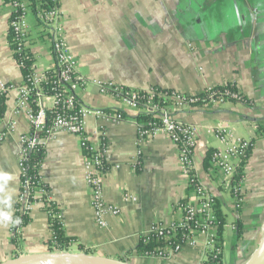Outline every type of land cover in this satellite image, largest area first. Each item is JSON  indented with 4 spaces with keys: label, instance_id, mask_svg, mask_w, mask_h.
I'll return each mask as SVG.
<instances>
[{
    "label": "crops",
    "instance_id": "0c3cea01",
    "mask_svg": "<svg viewBox=\"0 0 264 264\" xmlns=\"http://www.w3.org/2000/svg\"><path fill=\"white\" fill-rule=\"evenodd\" d=\"M59 2L68 45L81 71L92 80L80 93L85 105L111 110L119 107L111 95L98 90L96 80L133 89L159 87L189 93L233 84L244 97L185 107L177 115L201 126L204 133L209 127L228 126L253 143L244 169L245 203L238 213L230 190L206 170L202 145L220 143L204 136L195 160L197 177L214 192L225 216L224 264H246L264 235V0ZM11 13V7L0 0V76L7 82L21 83L24 73L9 33ZM32 25L34 65L51 67L55 61L48 36L39 33L34 21ZM17 99L18 93L10 92L5 112L0 114V129L11 119L17 121V130L0 144V262L53 251L49 216L41 205L30 213L18 238L12 232L20 188L19 136L29 129L26 116L15 113ZM124 113L125 118L119 121L95 117L87 121L88 132L96 136L103 130L110 147L104 197L120 206L122 214L110 216L109 227L95 222L78 136L60 132L46 146L41 175L63 211L65 235L74 237L77 250L88 249L91 254L131 264L203 263L207 259V233L199 236L197 247L167 259L144 256L139 250L153 223L168 225L177 217L176 204L188 193V179L180 173L176 143L162 133L144 144L138 170L137 119L131 109ZM126 192L136 195L138 201L126 202Z\"/></svg>",
    "mask_w": 264,
    "mask_h": 264
},
{
    "label": "built area",
    "instance_id": "2783aa9c",
    "mask_svg": "<svg viewBox=\"0 0 264 264\" xmlns=\"http://www.w3.org/2000/svg\"><path fill=\"white\" fill-rule=\"evenodd\" d=\"M5 3L12 9L9 33L14 56L22 70L28 69L21 83L7 82L0 76V105L10 92L16 91L15 113L25 115L29 124V129L19 136L20 188L12 223L14 238L20 236L23 218H29L33 209L41 205L49 216L51 246L58 245L56 229L64 231V214L49 193L41 175L43 160L37 157L45 152L48 142L60 132L79 138L84 156L83 178L89 189L96 224L109 227V217L122 214L120 206L107 202L104 197L105 178L110 169L108 141L103 130L96 136L91 135L87 130V121L90 117L119 121L125 118V109H131L138 126L136 165L142 161L143 146L148 139L162 133L176 143L179 170L188 179V193L176 204L177 217L168 225L153 223L142 238L148 242L153 237L163 245L145 250L142 254L167 259L185 249L197 247L199 236L207 233L205 261L212 259V264H224L217 197L195 173L196 154L204 136L220 143L218 146L202 145L208 157L206 170L212 179L230 190L234 206L242 207L246 189L244 169L253 143L228 126L209 127L204 133L201 126L180 119L177 111L200 103L210 105L241 100V93L229 85L189 93L159 87L133 89L115 82L96 80L98 90L111 95L119 107L111 110L87 106L82 103L80 93L92 80L81 71L78 58L68 45L64 12L59 0H5ZM32 21L39 33L48 36L55 61L51 67L34 65L35 58L30 48L34 30ZM27 59H31L32 63L28 65ZM16 130L17 121L11 119L6 128L0 129V144ZM124 199L132 203L138 201L136 195L128 192L124 194Z\"/></svg>",
    "mask_w": 264,
    "mask_h": 264
},
{
    "label": "water",
    "instance_id": "95a60500",
    "mask_svg": "<svg viewBox=\"0 0 264 264\" xmlns=\"http://www.w3.org/2000/svg\"><path fill=\"white\" fill-rule=\"evenodd\" d=\"M55 262L60 264H131L123 259H116L86 252H44L19 255L0 264H41ZM246 264H264V235L258 247Z\"/></svg>",
    "mask_w": 264,
    "mask_h": 264
},
{
    "label": "trees",
    "instance_id": "16d2710c",
    "mask_svg": "<svg viewBox=\"0 0 264 264\" xmlns=\"http://www.w3.org/2000/svg\"><path fill=\"white\" fill-rule=\"evenodd\" d=\"M31 63H32L31 62V59H27V64L29 65ZM22 71H23L24 75H26L28 73V69H26V68L23 69ZM227 85H229L230 87L236 88L235 85H233V84H227ZM227 85H218V86H215V87H217V88H224ZM243 98L244 97L242 96V99ZM5 99L6 98L2 99V102H1V105H0V114H3L5 112ZM139 118L141 119V116H139ZM251 150L249 152V156L251 154ZM44 157H45V152H41L38 155L37 158L40 159V160H44ZM207 159H208V157L206 156L205 157L206 166H207ZM141 163L142 162H140L139 165H138V170H140ZM217 207H218V213L220 214V220H221V225L219 227V236L223 240V238H224L225 216L221 212V208L219 206V202H217ZM22 221H24V224H26L29 221V218H25L24 217ZM56 230H57L56 234H57V237H58V246H56V250L57 251L67 250L68 249V246H69V242L71 240H73L74 237L66 236L65 233H64V231L61 230V229H59V228L56 229ZM242 231H243V227L239 223L238 224V237H241L242 236ZM159 245H163V242L155 241V238L152 237L151 240L148 241V242H146V241L144 242L143 240H141L138 248H139V250L141 252H143V251L148 250V249H153L154 247L159 246ZM85 252L91 254L90 250H88V249H86ZM204 264H212V259H209V261H205Z\"/></svg>",
    "mask_w": 264,
    "mask_h": 264
},
{
    "label": "rangeland",
    "instance_id": "374dc122",
    "mask_svg": "<svg viewBox=\"0 0 264 264\" xmlns=\"http://www.w3.org/2000/svg\"><path fill=\"white\" fill-rule=\"evenodd\" d=\"M245 194H246V189H245ZM232 203H233V201H232ZM245 203V202H244ZM244 206V205H243ZM242 206V207H243ZM233 207H234V211L235 212H239L241 209H242V207H235L234 206V204H233ZM222 212V211H221ZM233 218H232V216H231V220H232ZM77 241H75L74 239L73 240H71L70 242H69V246H68V249L67 250H61V251H68V252H76V251H79V252H85V251H81V250H77L78 249V245H76L77 243H76ZM50 245H51V242H50ZM58 246V245H57ZM52 247V250L53 251H51V252H57V250H56V246H51ZM56 250V251H55Z\"/></svg>",
    "mask_w": 264,
    "mask_h": 264
},
{
    "label": "bare ground",
    "instance_id": "6f19581e",
    "mask_svg": "<svg viewBox=\"0 0 264 264\" xmlns=\"http://www.w3.org/2000/svg\"><path fill=\"white\" fill-rule=\"evenodd\" d=\"M41 264H47V263H41ZM48 264H60V263L49 262Z\"/></svg>",
    "mask_w": 264,
    "mask_h": 264
}]
</instances>
